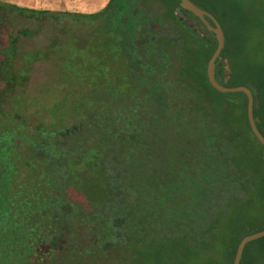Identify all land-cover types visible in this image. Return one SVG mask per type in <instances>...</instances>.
Wrapping results in <instances>:
<instances>
[{
  "label": "trees",
  "instance_id": "trees-1",
  "mask_svg": "<svg viewBox=\"0 0 264 264\" xmlns=\"http://www.w3.org/2000/svg\"><path fill=\"white\" fill-rule=\"evenodd\" d=\"M191 1L225 36L216 81L251 91L264 136V0ZM1 34L0 264H233L264 230L246 96L211 87L216 41L178 0L88 14L0 1ZM38 61L57 69L59 102L43 108L24 96ZM240 264H264V238Z\"/></svg>",
  "mask_w": 264,
  "mask_h": 264
},
{
  "label": "rangeland",
  "instance_id": "rangeland-1",
  "mask_svg": "<svg viewBox=\"0 0 264 264\" xmlns=\"http://www.w3.org/2000/svg\"><path fill=\"white\" fill-rule=\"evenodd\" d=\"M1 2H9L16 4L18 6L22 7H28L33 9H39V10H49V11H70V12H79V13H94L99 11L104 5H106V0H0ZM27 25L26 22H9V31H15L18 27L22 25ZM49 38V34L47 33H41L37 40L31 41L28 44H26L25 49L22 50V54L24 55L26 53V49H40L43 48ZM92 39V38H91ZM77 41L75 40L72 44L76 45ZM89 46H91L90 43H88ZM7 45V36L4 34L0 35V48ZM74 45V46H75ZM72 45H70L71 47ZM71 49L68 48V53H70ZM91 52V51H90ZM90 56H94L95 54L93 52L89 53ZM87 66H92V62L89 63ZM100 68L104 67V63L99 65ZM103 69V68H102ZM105 69H110L105 65ZM56 70L52 63L50 61H38L35 62L32 65L30 74H29V82L25 89V98H28V101L32 104H38L39 108H43L45 103L48 102H59V95L58 94V81L54 77V73H56ZM66 102L64 105L69 107V103L72 101V98H67L65 100ZM52 102V103H53ZM47 105H50L47 104ZM53 105V104H52ZM58 105H53L52 107ZM261 216H258L257 221L260 222ZM212 259H214V262L218 264L224 263L223 257H216L212 256ZM88 264H101V261H95L93 263ZM102 264H106V262H103ZM109 264V263H107Z\"/></svg>",
  "mask_w": 264,
  "mask_h": 264
},
{
  "label": "water",
  "instance_id": "water-1",
  "mask_svg": "<svg viewBox=\"0 0 264 264\" xmlns=\"http://www.w3.org/2000/svg\"><path fill=\"white\" fill-rule=\"evenodd\" d=\"M179 6L182 10L190 12L194 17H196L206 30L213 34L216 41V48L207 62L206 66V77L211 85V87L221 94H233V93H243L246 96V117L250 127L251 132L253 133L256 140L264 146V136L259 132L254 117H253V95L251 91L245 86L238 87H226L219 84L215 79V65L216 61L221 58L220 54L225 45V36L221 25L219 22L211 15L209 12L196 6L191 0H178ZM264 238V230L256 232L254 234L245 236L241 239L237 245L235 255L233 258V264H240V260L244 251V248L247 244L254 242L258 239Z\"/></svg>",
  "mask_w": 264,
  "mask_h": 264
},
{
  "label": "crops",
  "instance_id": "crops-1",
  "mask_svg": "<svg viewBox=\"0 0 264 264\" xmlns=\"http://www.w3.org/2000/svg\"><path fill=\"white\" fill-rule=\"evenodd\" d=\"M108 1H109V0H106V4H107ZM104 6H105V5H104ZM102 8H103V7H102ZM102 8H101V9H102ZM101 9H100V10H101Z\"/></svg>",
  "mask_w": 264,
  "mask_h": 264
}]
</instances>
